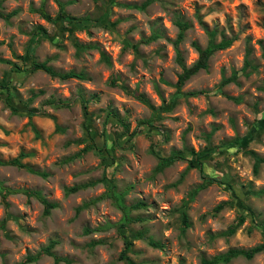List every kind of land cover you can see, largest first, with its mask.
<instances>
[{
  "label": "rangeland",
  "instance_id": "374dc122",
  "mask_svg": "<svg viewBox=\"0 0 264 264\" xmlns=\"http://www.w3.org/2000/svg\"><path fill=\"white\" fill-rule=\"evenodd\" d=\"M58 1L87 24L61 23L56 0H0V10L11 12L0 17V85L10 88L0 86V160L17 158L47 174L3 164L0 180L55 204L46 213L33 196L0 195V264L28 256L33 261L24 264H55L53 255L62 258L57 264H204L264 243V128L241 144L264 111V0ZM177 20L189 24L178 45L186 67L210 31L216 42L231 39L180 87ZM34 60L85 77L33 71ZM149 123L158 129L147 133ZM155 151L178 157L158 168ZM190 159L202 162V172L186 169ZM110 186L126 189L127 206L141 203L130 209L123 237ZM240 215L243 223L228 234ZM106 222L113 225L87 232ZM125 237L132 242L126 258ZM52 242L53 255L44 252ZM220 264H264V250Z\"/></svg>",
  "mask_w": 264,
  "mask_h": 264
},
{
  "label": "trees",
  "instance_id": "16d2710c",
  "mask_svg": "<svg viewBox=\"0 0 264 264\" xmlns=\"http://www.w3.org/2000/svg\"><path fill=\"white\" fill-rule=\"evenodd\" d=\"M57 3L59 4L60 8H59V12H58V19L61 23H74L76 25H81L83 24L84 22L86 21H89V18L87 16H84V17H81V16H73V15H70L68 14L67 12H65L62 8V4L56 0ZM147 5V3H143L140 8H144L145 6ZM41 13L43 14V16L46 18V19H50L49 15H47L45 12L41 11ZM10 15H11V12L10 13H5L3 12L2 10H0V17L7 20L10 18ZM85 25L87 23H84ZM83 24V25H84ZM82 25V26H83ZM176 25L178 27V33H177V36L174 40V46L176 48V60L179 64H181L182 66V70H181V73L179 74L178 76V79L176 81V86L177 87H180L184 84V82L190 77L192 76L193 74H195L196 72H198L199 70L201 69H205L207 67V61L209 59V57L216 51V50H219V49H224L226 48L230 43H231V39H225V38H222L220 41L216 42L214 40V31H210L209 32V35H210V39H209V42L208 44L204 47V48H197L198 50V59L196 60V62H194V64H192L191 66L189 67H186L182 64V56H181V52L178 48V45L179 43L182 41L183 37H184V33L185 31L188 29L189 27V24L185 21H181V20H177L176 21ZM81 26V27H82ZM38 31L39 32H42L43 34H46V31L45 29L42 27V26H38ZM154 37H156L157 35H153ZM153 38V37H151ZM77 45V44H76ZM77 47L79 49H86V48H91L92 46L91 45H80L78 44ZM102 57L104 58V60L108 61V58L102 54ZM2 61H6V62H9L7 60H2ZM248 65V62L245 63V66ZM31 69L33 71H36V70H42V71H45L47 72L50 76L52 77H58V78H61V79H70V78H77V79H83L85 76L82 72H75L73 70H70V71H67V72H59V71H56L54 70L46 61H36L34 60L32 65H31ZM227 80V79H225ZM1 87H4V88H8V92L10 93V88L8 87V83L7 81H1ZM136 98L141 101L142 103H145V104H148L151 108H153L152 105H150L148 103V101L145 99V97H143L141 94H135ZM50 103H54L53 106L54 107H57V106H67L68 105V102H64V101H54V100H49ZM83 106L85 107V104L83 103ZM34 114H39L38 111L36 110H31L29 115L32 116ZM147 123V121H140V125H145ZM147 129H145V131L147 133H150L151 131V128H155V129H158L157 126L153 125V124H147L146 125ZM261 128H264V111L261 113L260 117H258L254 123L252 124L251 128L248 130V134L245 135L241 140V144L243 145L245 142L249 141L250 139L253 138L254 134L260 130ZM135 134V132L133 133V135ZM132 137L130 138V141H131ZM156 152V151H155ZM252 154L253 151H251ZM160 162L158 164V168H162V166L164 164L168 165L170 163L173 162V160L175 158L178 157V155H168L166 157H162L161 155H159L157 152H156ZM260 159L258 158L255 162V168L257 166V162L259 161ZM3 164H11V165H16V166H20V167H23L25 169H27L28 171L30 172H33V173H37V174H40L42 176H46L47 174L46 173H38L37 171L31 169L30 167H27L25 165H23L22 163H20L19 159L15 158V159H12V160H9V161H1L0 160V165H3ZM189 168H198V170L200 172H202V162L199 161L198 159H190L188 161V164H187V167L186 169H189ZM213 177H217V176H213ZM218 178V177H217ZM219 181L221 183H224L227 187L231 188V184H230V181H227L226 179H220L219 178ZM72 190H76L77 187H72L71 188ZM198 191V189L196 188L194 191H192V194H195L196 192ZM264 191V189L262 190ZM261 190L258 191V193H261L262 192ZM23 193L24 195L28 196V197H35L36 199H38L43 205H44V208H45V212H49L54 206L55 204L52 203V202H49L46 198L42 197L40 192L39 191H34V190H28V189H14V188H9L7 186H5L3 184V182L0 180V195L2 196H5L7 194H11V193ZM126 193V189L124 190H117L115 189V187L113 186H110L108 187V190L106 192L107 196L110 197L113 202H114V205L117 209H119L121 212H122V218L116 223L118 225V230H117V235L119 236H122L123 237V229L125 228L126 224L131 221L132 219L128 216V213L130 211L131 208H134V207H137L139 205H141V203H138L136 205H132V206H127L125 203H124V195ZM223 205L224 203H220L218 204L214 210L215 211H218L220 209L223 208ZM181 217H182V223H183V226L184 227H188L189 226V222H188V219H187V213L184 209V206L181 208ZM243 215H240L235 222H233L227 229V233L228 234H232L235 232L237 226H239L240 224L243 223ZM113 225V223H109V222H106L104 225H100V226H97L93 229H87V232H93V231H105L107 229H109L111 226ZM134 236L136 238H141L142 237V232L140 231H136L134 233ZM125 244H124V249L121 253V257H124L126 258V251H128L132 245V242L130 239H128L127 237H125ZM148 243L153 246V247H156L158 246L159 244L157 242H155L152 238H149L148 239ZM53 246V242L51 244H49L45 249H44V252L47 253V254H52L50 252V248ZM264 250V243L260 244V245H256L252 248H249V249H229L227 250L225 253H222V254H219V255H216L214 256L213 258L207 260V259H204L203 263L204 264H220V263H225L227 261H229L231 258H234V257H237V256H245L246 258H251L254 254L260 252ZM53 255V254H52ZM53 258H54V262L55 264H57L59 261L62 260V258L58 257V256H54L53 255ZM66 260V259H64ZM33 261V257L31 256H28L24 259L23 262L19 263V264H24V263H27V262H31Z\"/></svg>",
  "mask_w": 264,
  "mask_h": 264
}]
</instances>
